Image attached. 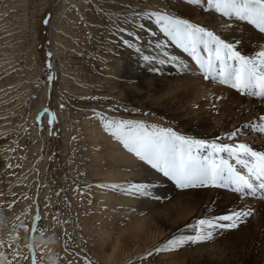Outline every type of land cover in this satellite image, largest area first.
Returning a JSON list of instances; mask_svg holds the SVG:
<instances>
[{
	"label": "rangeland",
	"instance_id": "rangeland-1",
	"mask_svg": "<svg viewBox=\"0 0 264 264\" xmlns=\"http://www.w3.org/2000/svg\"><path fill=\"white\" fill-rule=\"evenodd\" d=\"M62 1L49 0L46 4V0H24L19 14L22 19L19 25L10 29H19L23 33L21 35L22 46L17 52L4 58L0 47V73L4 71L2 63L7 59H11L12 62H23L28 58V53L33 51L39 55L37 60L42 69L39 77L49 86L45 107L43 110L39 109L36 116L31 117L42 101L39 96L34 95L33 91L26 95L25 106L28 113L26 116L22 113V119L14 134V142L19 136L22 139L29 136L31 146L25 155L29 162L25 167L15 166L17 168L15 181L0 178V209L8 205L12 207L13 202L4 200L10 192L11 194L18 192V190L14 191L16 184L25 186V190H22V197L20 196L21 198L19 197L17 201L20 205L23 203L17 211V217L11 214L10 217L4 215L3 220H0V237L2 236L0 239L12 245V248L3 247L1 251L9 259H12L13 251L21 254L13 260V264H30L23 257L30 256L33 252L39 256L38 252L47 248L49 240L53 237L55 243L58 242V244L50 251L45 264H65L64 256L61 255L64 252L62 246L66 247V242L67 250L73 252L75 260L80 259L85 264L89 261L91 264H264V202L258 204L257 201H253L252 196L242 197L233 192L231 188H187L183 189L189 190L186 191L187 194L184 197L174 198L175 195L173 199L156 198L150 205V207L155 206L156 209L154 214L148 217L151 225L150 233L131 242V251L126 255L119 254L111 248L110 244L101 245L98 240L99 236L105 240L108 239L97 225L92 223L91 226L87 225L83 234L78 208L80 196L87 194L90 197L93 191L99 190V188L91 189V186L111 188V185L106 183L107 181L113 182V185H120L121 187L116 188L119 190L125 186L126 182L128 185L138 183L139 178H135L132 174H125L124 181L126 182L121 178L111 179L105 173L96 174V168L84 173L79 172L75 167L76 158L80 157L82 170L84 165H88V161H93L92 146L87 144L86 140L89 139L81 135L86 134L85 130L78 131L72 128L73 131L70 132L72 134L65 140L62 118L58 112L63 105L64 109L71 108V115L81 113L88 118H93L97 124L88 130L93 134H96L95 131L103 124L98 115L102 114L108 119L141 121L149 128L152 126L171 128L180 135L210 143L213 141L219 143L220 139L214 136L218 132L215 120L216 117L222 115L221 126L225 129H230L231 123L236 124L241 119L245 120L241 123L242 129L238 135L232 138L243 137L242 140L247 143L254 140L253 136L264 140V133L256 130L257 125L264 123L260 120L262 114H258L246 93L239 92L242 96H237L236 92L231 93V90L235 89L229 85L206 79L215 88L214 94L220 98L218 108L210 115H204L200 109L193 108L188 102L173 101L175 80H184L190 72L191 64L198 63L190 52L185 51L161 30L160 25L156 23L154 13L171 14L191 24L202 26L224 41L232 43L236 51L247 57L254 58L259 52L264 51V32L249 21L224 16L214 9H209L207 0H202L200 4H193L190 0H120V3L117 0H107L105 5L110 9H115L118 13L112 20L111 29H107L109 30L107 32L102 31L101 34L104 47L102 52L105 53V57L94 56L96 64L100 65L97 71L99 72L104 66L106 73L102 72L92 76L94 78L88 79L86 86L82 89H73L60 82L61 68L55 50L51 48V27L54 26L53 19L56 16V9ZM121 11L125 13L124 16ZM46 18L47 23H45ZM12 24L7 21L4 23V28L7 29ZM120 24L124 26V29H120L121 32L118 30ZM8 31L9 29L4 32ZM35 36L38 40H35ZM124 41H130L131 44H125ZM10 42L6 39L3 44H11ZM199 51L200 54L201 51L208 54L202 46ZM145 56L150 59H143ZM89 59L90 57H87L84 61ZM49 63L51 68L48 66ZM82 72L88 73L84 67L77 70V73ZM126 74L128 78L125 77ZM9 75L6 73L0 79V84L5 86ZM37 77L36 71L33 70L30 82L34 83L35 88L40 91L41 86L36 82ZM24 79L15 81L18 86L14 92H0V121L3 118L7 121V116L14 118L12 115L15 111L9 110L5 103L13 98L12 94L17 96V92L23 90L26 84ZM129 91L134 92L136 96L130 98ZM162 100L169 101L170 111L163 112L160 109ZM261 103L264 104V99ZM253 115L255 118H250ZM32 118L36 137L31 134ZM85 119L81 120L87 123ZM215 126L217 132L213 131ZM246 129L254 133H245ZM99 132L103 136L106 135L105 131L100 130ZM247 135H251L252 138L245 139ZM111 138L115 140L111 145L116 149L120 142H116L114 136ZM105 139L106 144H110L107 135ZM222 142L226 143V141ZM47 154L49 159L46 172L41 175L36 163ZM199 154L206 156L208 150L202 149ZM221 155L224 156V154ZM89 165L92 166V164ZM144 165H146V173L149 177L163 176L146 162ZM234 166L237 171L241 172L239 165L234 164ZM70 167H72V172ZM6 168L8 169L6 174L11 176L14 170L8 166H4L3 169ZM170 181L173 180L170 178ZM173 182L174 187L178 188L175 181ZM44 188L47 189L46 193ZM33 194L34 198H32ZM257 196L264 200V196L259 193ZM39 197L42 199V211L39 208L40 202H37ZM20 199L22 202L19 201ZM33 206L34 212L32 213ZM233 209H251L252 214L244 217L243 222L236 228L215 229L211 239L187 241L172 250L156 251L157 248H164L166 242L172 238L197 235V231L189 225H195L199 219L220 216ZM37 213L42 219L34 223ZM177 217L185 219L174 222L173 219ZM170 222L175 225L173 229L167 226ZM25 225L29 228L27 241L21 235V231H26ZM31 227H37L44 234L41 235L40 231L31 232ZM112 252L113 254L109 255ZM76 253L79 255L76 256ZM4 264L7 262L4 261Z\"/></svg>",
	"mask_w": 264,
	"mask_h": 264
},
{
	"label": "bare ground",
	"instance_id": "bare-ground-1",
	"mask_svg": "<svg viewBox=\"0 0 264 264\" xmlns=\"http://www.w3.org/2000/svg\"><path fill=\"white\" fill-rule=\"evenodd\" d=\"M48 1L49 0H46V4ZM117 1H119V3L121 2L120 0ZM23 2L24 0H0V47L4 53L3 58L13 54L15 51L17 52L18 48L22 46L21 35L23 33L20 32L19 29H10L13 28V26L19 25V22L22 19L19 14L21 12V6H23ZM105 2H107V0H63L62 4L56 9V16L53 19L54 26L51 27V48L55 50L56 56L58 58V63L61 68L60 82H62L63 85L66 84V86H69L73 89H82L84 86H86L88 79L94 78L92 76L102 72L106 73L104 66L101 67L99 72L97 71V69L100 68V65L96 64L94 56L99 55L105 57V53L102 52L104 47L101 34L102 31L107 32L109 31L107 29H111L112 20H114L118 12H116L115 9L113 10L106 6ZM121 14L122 16L125 15L123 11H121ZM7 21L13 24L7 28L9 29L8 32H4L7 30L4 28V23ZM103 26L105 28H102ZM119 27L120 28L118 30L121 32L120 29H124V26L123 24H120ZM36 34L37 33H35V35ZM6 39L11 41V44H3V41ZM35 40H38L37 36H35ZM201 55L206 58L208 54H206L204 51H201ZM27 56L28 58L23 60V62H12L11 59H7L4 63H2L4 71L0 73V79L6 75V73L10 74L6 79L7 81L5 82V86L2 83L0 84L2 85L0 87V92H14L18 86V83L15 82L16 80H22L25 78L24 81L26 83L23 87V90L17 92V96L12 94L13 98L9 99L5 103L9 110L15 111V113L12 115L14 118L12 119V117L7 116V121H5L4 118L2 121H0V178L4 177L9 181H15L17 178L15 176L17 169L15 167L16 165L19 167H25L29 162V160H26L25 156L31 146L29 142V136H26L23 139L19 136L16 139V142H14V134L17 130L16 128L18 123L22 119L21 115L23 113V115L26 116L28 113V110L25 106V103H27L26 95L33 91L34 95L39 96L40 100L42 101L40 107L32 113V117L37 115L39 109L43 110L49 92V86L43 83L39 77L42 69L38 64V53L30 51ZM87 57H90V59L88 61H84ZM82 67L86 68L88 73H77V70L81 69ZM33 70H35L38 75L36 82L41 86L40 91L35 88L34 83L30 82V76ZM125 77L128 78V74H126ZM174 87L175 90L174 94L172 95L173 101L176 100L179 102H188L191 106H193V108L200 109L204 115H210L215 109L218 108V100H220V98L214 94L215 88L211 86L203 77V72L200 69L199 64H191L190 72L187 74L184 80L181 81L176 79ZM235 92L237 96H242L238 90H231V93ZM128 95L130 98L136 96L134 92L131 91L128 92ZM246 96L251 101V104L254 105L255 110L258 111V114H262V117H264V104L261 103L263 99L260 100L259 97H253L250 95ZM114 99L115 98H113V100ZM160 103L162 104L160 109L163 112L170 111V104L168 100H162ZM70 109V107H66L65 109L61 107V109L58 111L62 118L65 140L68 139L72 134L70 133L73 131L72 128H75L78 131L85 130L86 134H81L77 131L76 132L86 136L89 139L86 140L87 144L91 145V149L93 150V161H88V165H84L82 170L80 167V157L78 156L76 158L75 167H77L79 172L84 173L96 168V174L105 173L108 175V178H121L122 181H124L125 174H132L135 178H139V182H143L147 185L146 193H143L141 196H139L137 193L127 191L126 189L128 184L126 181H124L126 182L125 186L119 190L114 187L103 189L102 186H91V189L99 188V190L93 191L91 194L92 196L90 197L87 194L81 195L78 200L79 220L83 234L87 225L91 226V223L93 225H97V227L102 230L108 239L105 240V238L99 236L98 240L101 245L104 246L106 244H110L111 248L118 251L119 254L121 253L126 255L131 251V242L143 238L151 231V225L148 217L149 215H153L156 211L155 206L150 207L152 202L156 200V198L173 199V196L175 195L176 196L174 198L184 197L189 190H183L179 187L175 188L174 182L170 181L169 177L155 175L149 177L146 173V165H144L145 162L141 161L134 154L128 152L125 148H123L121 143H119L116 149L112 147L111 143H113L115 140L111 138L112 136L110 133L104 130L102 126L103 124H101L100 129L95 131L96 134H93V132H89L88 130L93 128L94 125L97 124V121L93 118H88L86 115H82L81 113H74L71 115L72 111ZM83 118H86L85 120H87V123L82 122L81 119ZM222 118V115H219L215 120L218 132L216 126L213 128V131L217 132L214 136L220 139L219 143L223 144L222 141H226L224 144L245 143L252 147L253 150L264 151V140L261 138L253 136L254 140L251 143H247L246 141L242 140L243 137L234 139L229 135L233 131L239 132L242 129L241 123H243L245 120L241 119L240 122H237L236 124L231 123L230 129H225L223 126H221ZM250 118H255V116H250ZM32 123L31 134H33V137H36L37 134H35L33 118ZM199 126H202V124H199ZM100 130L106 132L110 144H106V135H101L99 132ZM248 132L252 133V130L246 129L245 133ZM245 133L243 135H245ZM90 136H92V138ZM222 137H224L223 140ZM249 138H252V136L247 135L245 139ZM224 156L227 158L226 154H224ZM48 159L49 155L47 154L40 158V160H38L36 163V166L40 168L41 175L46 172V164ZM230 162L235 164L234 160H230ZM89 164H92V166ZM9 165H11L12 169L14 170V172L11 173V176L6 174L8 170L7 168L5 170L3 169L4 166L9 167ZM239 166L242 169V174H247L246 170L243 169V166ZM70 171L72 172V167H70ZM152 178L156 183H154L153 180H150ZM97 182L99 181L97 180ZM106 183L111 186L113 185V182L110 181H107ZM16 185L17 186L14 191L18 190V192L16 194H11L10 192L4 200L13 202L12 207L5 206L0 209V220H3L2 218L4 215L9 216L11 214L16 215L17 217V211L23 204L22 203L20 205V203L17 201L22 195V190H25V186L23 187V185L20 184ZM46 191L47 189L44 188L45 193ZM177 191L183 193H179ZM141 197H143V199H141ZM32 198H34V194ZM251 198L253 201H257L258 204H262L264 202L263 198L259 199V196L257 195L252 196ZM19 201L22 202L21 199ZM37 202H40L39 208L42 211V199L39 197ZM33 212L34 206L32 209V213ZM179 219L184 221L185 218L177 217L173 220L176 222ZM167 226H169L170 229L175 227V225L171 222L168 223ZM27 234V231H21V235L25 241L28 240ZM57 244L58 242L55 243V240L52 237L49 240L48 247L43 251L38 252V257L42 260L43 264H45V260L49 257L50 251L57 247ZM62 247L64 252L61 256H64L65 264H68L69 260H72L74 264H85L80 259L75 260L73 252L65 250V246ZM2 249L3 247H0V251ZM112 254L113 252L109 253V255ZM0 264H4V260L2 258H0Z\"/></svg>",
	"mask_w": 264,
	"mask_h": 264
},
{
	"label": "snow or ice",
	"instance_id": "snow-or-ice-1",
	"mask_svg": "<svg viewBox=\"0 0 264 264\" xmlns=\"http://www.w3.org/2000/svg\"><path fill=\"white\" fill-rule=\"evenodd\" d=\"M190 2L200 4L202 0H190ZM207 5L209 9H214L224 16L249 21L264 32V0H207ZM154 16L161 30L185 51L192 54L205 79L215 80L239 92L264 99V51L259 52L254 58L247 57L236 51L232 43L224 41L202 26L191 24L187 20L167 13L157 12ZM47 22L46 18L45 23ZM124 43L131 44L130 41H124ZM201 46L208 53L206 58L200 54ZM143 59L150 58L145 56ZM48 66L51 68L50 63ZM98 115L103 121L104 130L114 136L123 148L158 170L163 176L171 178L181 189L231 188L242 197L256 196L258 193L264 196V151L253 150L245 143L222 144L215 141L210 143L180 135L171 128L157 126L149 128L141 121L114 120L102 114ZM261 120L264 121V117H261ZM256 130L264 133V123L257 125ZM229 135L236 136L238 131H233ZM202 149L208 150L206 156L199 154ZM221 154H226L227 158ZM230 160H234L235 165L243 166L247 174L237 171ZM9 167L12 166L9 165ZM111 187L121 186L112 185ZM126 190L143 194L147 191V185L143 182L130 183ZM251 214V209H233L220 216L199 219L195 225H189L197 231V235L172 238L166 242L164 248H157L156 251L172 250L187 241L211 239L215 229L236 228L243 222L244 217ZM41 219L42 217L37 213L34 223ZM24 227L26 231L29 230L27 225ZM30 231H40L41 235L44 234L37 227H31ZM68 239L71 240L70 234ZM0 247L12 248V245L0 239ZM28 247L32 246L28 245ZM65 250H67V242ZM20 255L19 252L13 251L12 259H9L4 252L0 251V258L7 264H13V260ZM23 259L28 260L30 264H43L35 252L30 256H24ZM68 264H73V261L69 260ZM88 264L91 262L89 261Z\"/></svg>",
	"mask_w": 264,
	"mask_h": 264
}]
</instances>
